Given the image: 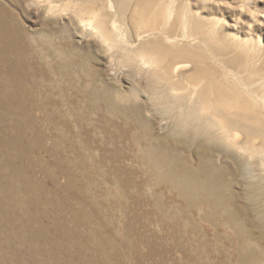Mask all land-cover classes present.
Masks as SVG:
<instances>
[{"label": "bare ground", "instance_id": "1", "mask_svg": "<svg viewBox=\"0 0 264 264\" xmlns=\"http://www.w3.org/2000/svg\"><path fill=\"white\" fill-rule=\"evenodd\" d=\"M262 5L264 0H0V111L17 117L12 133L0 139L5 147H0V264H41L44 254L50 258L44 264H59L46 248L35 247L47 234L35 221L25 223L23 205L29 199L11 179V173L17 175L22 190L29 185V167L22 164L29 154L23 69L37 65L41 76L45 64L58 57L65 61L61 66L76 67L82 75L76 76L82 84L76 82L75 90L83 118L102 104L117 113L124 139L139 146L157 185L193 209L207 207L202 216L210 225L218 224L221 212L227 224L239 227L232 182L254 180L256 158L264 171ZM59 69L56 63L53 74L62 75ZM40 91L39 98L45 93ZM55 93L52 82L50 113L60 116L64 105ZM64 96L66 110L77 114L74 96ZM49 106L36 109L45 112ZM5 123L0 116V127ZM156 123L165 135H156ZM14 148L18 154L8 156ZM70 196L69 210L74 209ZM84 196L73 197L92 209ZM244 238L239 259L253 264L259 255L246 249L250 242Z\"/></svg>", "mask_w": 264, "mask_h": 264}, {"label": "rangeland", "instance_id": "2", "mask_svg": "<svg viewBox=\"0 0 264 264\" xmlns=\"http://www.w3.org/2000/svg\"><path fill=\"white\" fill-rule=\"evenodd\" d=\"M261 9L264 11V5ZM44 49L48 53L51 50L49 46ZM33 57L39 59L35 54ZM64 62L61 57L57 62H48L41 76L36 75L37 65L24 68L25 74L18 70V74L27 76L22 82L28 91L24 94L28 120L24 132L29 154L22 164L29 167V185L22 190L19 177L11 173V179L29 199L23 205L25 223L35 221L39 232L47 234L35 247L46 248L59 264H241L242 236L250 242L246 249L259 255L253 264L264 263V180L260 177L264 171L258 158L251 163L254 180L246 184L232 182L239 227L227 224L221 212L216 217L218 224L210 225L202 216L207 207L193 209L174 191L153 181L139 146L124 139L122 117L102 104L100 111L83 118L85 111L75 90L76 82L82 84L76 76L82 75L76 67L61 66ZM56 63L62 75L53 74ZM52 82L54 93L58 87L67 96H74L73 104L79 107L77 114L66 110L67 98L60 92L55 97L63 101L62 115L50 113ZM40 90L45 93L39 98ZM42 103L49 106L45 112L36 109ZM161 109L159 106L158 114L163 112ZM0 116L6 117L5 126L0 127V139L5 140L17 117L6 116L2 111ZM155 128L157 136L166 134L159 124ZM0 147L5 149L1 144ZM18 152L14 148L7 154L16 156ZM116 154L119 158L114 160ZM222 162L218 164L226 169ZM196 165L194 159L192 167ZM82 193L94 204L92 209L85 210V202L75 198ZM156 194L168 210L157 203ZM70 195L75 196L71 198V210L67 206ZM242 205L247 209L242 210ZM75 212L80 213V218L75 217ZM88 216L90 223H86ZM40 260L44 264L50 258L44 254Z\"/></svg>", "mask_w": 264, "mask_h": 264}]
</instances>
